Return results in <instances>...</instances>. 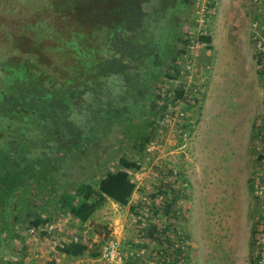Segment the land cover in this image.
Returning a JSON list of instances; mask_svg holds the SVG:
<instances>
[{
	"label": "rangeland",
	"instance_id": "1",
	"mask_svg": "<svg viewBox=\"0 0 264 264\" xmlns=\"http://www.w3.org/2000/svg\"><path fill=\"white\" fill-rule=\"evenodd\" d=\"M189 1L178 15L183 36L191 41L179 60L183 73L166 85L172 91L165 112L174 118L170 122V117L165 116L155 125L152 141L141 157L123 139V133L115 130L101 141L94 154H85L76 162H63L62 170L49 173L47 169L38 170L36 177L42 181L39 188L34 178L14 179L24 171L20 161L3 163L2 172L9 179L2 178L0 183L12 186L14 180H25V188L11 189L6 196L0 262L37 264L35 259H40L45 264L51 261L108 264L100 259L101 248L114 235L112 230L117 225L121 229L118 237L126 254L124 260L128 264H150L148 254L136 253L145 238L151 243L154 240L148 237L152 228L140 231L137 206L144 198H137L135 191L127 204L129 207L107 199L86 222L61 211L55 203V197L74 184L97 182L108 171H117L119 157L125 154L141 164L139 169L130 170L131 179L138 185L137 195L165 188L176 196L174 200L182 210L179 221L188 239L185 258L189 264H264V60L251 30L252 21L264 22V3L262 0ZM17 5L23 7L19 1ZM15 14L24 16L19 10ZM201 34L211 35L212 43L228 37L223 71L230 72L223 81L213 73L216 50L213 44L209 48L199 40ZM239 73H243V82ZM184 86L192 92L195 88L199 90L193 92L190 100L179 101L173 96L174 90ZM222 89L226 92H221ZM206 102L211 104L204 112ZM180 110L183 115L177 117L175 112ZM167 179L179 181L173 183ZM176 186H179L178 197L172 192ZM23 191L34 193L37 209L48 216L47 223L53 224V229L31 235L30 227L16 221L17 211L21 210L17 203ZM153 220L154 217L152 223ZM75 236L88 245L87 251L57 260L55 257L61 253L58 246L75 241ZM35 238L43 243L45 254L52 257L50 260L39 258L37 253L41 250H28L33 247L30 242L37 241ZM19 240L29 243L22 244ZM95 253L98 255L94 256Z\"/></svg>",
	"mask_w": 264,
	"mask_h": 264
},
{
	"label": "trees",
	"instance_id": "2",
	"mask_svg": "<svg viewBox=\"0 0 264 264\" xmlns=\"http://www.w3.org/2000/svg\"><path fill=\"white\" fill-rule=\"evenodd\" d=\"M188 3L0 0V182L9 179L1 165L17 159L24 171L14 179L34 178L39 188L38 170L55 172L64 169L63 162L94 154L115 130L141 157L153 128L165 118L172 91L166 85L183 73L179 60L191 41L184 37L178 15ZM18 10L24 16H16ZM199 40L212 48L211 35L201 34ZM173 96L183 98L184 87ZM119 166L97 182L65 189L55 197L56 206L86 222L107 199L127 205L136 187L130 170L141 164L124 154ZM24 181L0 183V230L6 228V196L11 189L25 188ZM23 192L16 221L40 228L48 216L37 209L33 192ZM87 249L82 241L58 246L71 256Z\"/></svg>",
	"mask_w": 264,
	"mask_h": 264
},
{
	"label": "built area",
	"instance_id": "3",
	"mask_svg": "<svg viewBox=\"0 0 264 264\" xmlns=\"http://www.w3.org/2000/svg\"><path fill=\"white\" fill-rule=\"evenodd\" d=\"M252 38L256 43V46L259 48L261 54L263 55L264 60V22L259 20H254L251 22ZM192 71L191 69L189 72ZM189 80L192 81L193 74L190 73ZM199 89H193V92H197ZM192 91L188 90V87L184 86V97L178 98L179 101L184 99L190 100V97L193 95ZM191 94V95H190ZM177 108V107H176ZM177 117H182L183 111L180 110L179 113L175 112ZM165 116H169V121L174 118L172 114L166 113ZM165 175L166 172H165ZM170 175L168 174L167 177ZM162 179H160L159 183ZM167 182L179 181L178 179H167ZM160 185V184H159ZM173 188L175 194L179 195L177 188ZM161 188V187H160ZM181 188V186H180ZM184 187H182L183 189ZM138 185L136 187L135 195L137 198H144L141 201V204H138L139 208L138 222L140 231H144L146 228H152V234H150V239L154 240V243L147 241L145 238L144 245L140 244L136 253L138 256L148 254L150 256V264H189L185 258L186 251L185 245L188 242L185 230L183 225L180 223L179 218L181 217L182 210L180 205L174 200V197L171 195V191L163 189H157L158 191L149 193L148 195H137ZM180 197V196H179ZM154 217L153 223L151 219ZM54 228L53 224L46 223L40 228L34 226L29 228V233L31 235L37 234L39 231H50ZM121 229L115 225L113 227L112 233L109 240L101 248L100 259L105 261L108 264H128L124 257L126 254L123 251L121 238L118 237ZM144 238H139V240ZM75 241H79V237H74ZM133 264V263H130Z\"/></svg>",
	"mask_w": 264,
	"mask_h": 264
},
{
	"label": "crops",
	"instance_id": "4",
	"mask_svg": "<svg viewBox=\"0 0 264 264\" xmlns=\"http://www.w3.org/2000/svg\"><path fill=\"white\" fill-rule=\"evenodd\" d=\"M227 40H228V37L226 35V37H223V39H220L219 43H218L217 39L216 40H213V43H212L213 46H214V49L216 50V56H217V60H216V62L214 64L213 73H214V76L217 77V78H220L221 81H223L224 78H226L225 75L227 73L229 74V72H230V71H227V73H226V71H223V68H224V66L226 64V55L225 54H226V52H228V48H229V43H228ZM239 79H240V81L243 82V73H239ZM222 86L225 88V86L223 84H222ZM221 92H226V90L222 89ZM207 101H208V99H207ZM217 103H218V101H217ZM210 104L211 103H207V107L205 105L204 112H206L209 109ZM201 122H202V120L200 121L199 124H201ZM112 202L117 205V203H115L114 201H112ZM118 205H120V204L118 203ZM121 206L129 207V205H121ZM19 241L22 242V244L29 243L28 240H26V241L19 240ZM30 243H31V245L33 247L30 248V249H28L29 251H31V250H33L34 252H35V250L36 251L37 250H41L42 251L40 254L37 253L38 256H39V258H44V259H48V260H50L52 258L51 255H47V253L45 254V252L43 250V247L41 246V245H43V243H41V241H39V240H37L36 242L31 241ZM63 256H66V254L59 253L58 256H56L55 258L57 260H59V258H62ZM97 258H94V259H97ZM35 260H38L37 261V264H45V262H43L40 259H35ZM20 262L22 263V261H20ZM14 263L17 264L16 262H14Z\"/></svg>",
	"mask_w": 264,
	"mask_h": 264
}]
</instances>
